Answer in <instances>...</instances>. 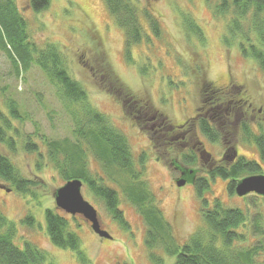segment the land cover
I'll return each instance as SVG.
<instances>
[{
	"label": "rangeland",
	"instance_id": "rangeland-1",
	"mask_svg": "<svg viewBox=\"0 0 264 264\" xmlns=\"http://www.w3.org/2000/svg\"><path fill=\"white\" fill-rule=\"evenodd\" d=\"M135 1L142 13L144 36L140 43L128 47L124 30L109 14L104 0H51L49 6L40 11L31 6L30 0H15L22 18L27 22L28 38L36 48L44 49L52 44L61 50L69 75L87 91L85 103L105 114L111 124L127 136L136 166L142 163L140 160L143 157L145 178L158 194L166 219L174 226L178 239L184 242L192 233L205 227L202 204L195 186L193 182H187L181 187L175 182V178H180L181 171L169 168L167 161L176 157V147L165 142V138L153 136L152 140L153 131L148 128L150 120L139 114L138 107L129 110L128 104L124 106L128 100L125 99V90L119 97L110 93L115 84L109 76H104L103 67L108 64L110 71L120 78L140 104L148 105V115L158 112L160 119L165 117L164 123L175 125L194 118L199 107L204 108L202 113H208L204 117L211 118L207 111L208 97L203 96L200 90L203 79L231 87L229 91L237 93L235 99L241 101V116L236 125L232 113L235 106H221L223 113H232L229 121L224 118L221 137L235 143L242 157L257 160L263 174L264 161L258 147L246 140L247 135L241 132L240 122L246 120L253 134H264V71L251 57L253 51L243 31L227 32L231 17L229 13L224 15L220 12V5L216 3L221 0ZM146 11L152 12L158 19L160 34L154 32ZM196 25L198 28L194 27ZM247 26L245 24L244 29ZM243 44L249 53L247 55L242 51ZM59 94L56 85L39 67L33 65L27 72L16 71L7 53L0 50V109L11 119L13 129L9 135L14 138V147L0 142V151L11 158L25 178L38 183L30 195H26L0 178V211L17 224L18 233L14 242L22 249H25L26 240L36 243L46 252L47 262L53 264H159L150 257L146 226L136 207L124 195L121 196L120 207L130 225L125 228L87 187L83 189V196L97 208L101 226L112 238L98 236L82 215L77 214L74 217L76 220H73L71 215L62 212L71 219L72 228L82 240L81 249L90 261L84 263L75 251L55 246L50 241L46 208L56 207L54 192L64 182L48 164L47 146L43 140L44 137L72 138L73 128L70 112L66 108L69 103ZM12 101L18 105L24 121L10 114ZM128 103H131L130 100ZM72 108L81 109V104L72 103ZM136 116H139L138 119ZM191 122L195 123L194 120ZM192 123L190 129L219 161L224 148L200 133L197 125L193 128ZM27 139L36 143L37 148L27 149ZM183 149L185 153L191 151ZM159 156L161 160L157 159ZM178 158L183 164L181 157ZM88 161L93 172H101V165L94 156L90 155ZM216 164L227 165V162L223 160ZM192 167L203 168L199 176L210 179L201 161ZM188 168L191 169L190 166ZM231 181L216 176L210 180L206 197L211 205L218 197L228 207L249 212L247 225L238 228V231L247 233L248 238L243 243L237 242V246L252 245L257 241L252 232L254 218L261 213L264 220V196L250 194L239 197L236 193L232 194L228 190ZM30 215L36 220L34 228L22 223ZM155 253L163 259L162 264H173V258L164 249L158 248Z\"/></svg>",
	"mask_w": 264,
	"mask_h": 264
},
{
	"label": "trees",
	"instance_id": "trees-1",
	"mask_svg": "<svg viewBox=\"0 0 264 264\" xmlns=\"http://www.w3.org/2000/svg\"><path fill=\"white\" fill-rule=\"evenodd\" d=\"M50 2L51 0H30L31 6L37 11L46 9ZM104 3L116 24L124 30L126 45L130 47L140 43L144 36V26L141 23L142 13L138 2L136 3L134 0H104ZM216 4L220 5L218 8L221 13L230 14L227 32L230 34L236 29L243 31L245 40L253 51L251 57L264 71V0H221ZM145 13L154 32L160 34L161 24L158 19L150 11ZM26 23L15 0H0V50L7 53L13 61L16 71L27 72L33 65L43 70L46 77L56 85L60 97L69 103L66 104V108L70 112L73 122L72 138L49 139L44 137L43 140L44 145L47 146L48 164L57 171L63 182L75 180V178L82 180L84 188L87 187L93 196L104 202L109 214L121 226L129 228L130 225L120 207L121 196L124 195L142 217L146 226V245L150 250V257L159 264L164 261L155 253L158 248L164 249L166 254L173 258V264H264V220L262 214L259 213L254 218L255 225L252 232L253 236L257 237L256 243L237 246V242L243 243L248 238L247 233L238 231V228L247 225L249 212L238 207H228L218 197L213 199L211 205L210 199L206 197L211 186L210 180L216 176L232 179L228 190L232 194L236 193L235 185L241 178L247 175L263 174L259 162L241 156L234 163L226 161L227 165H215L211 164L212 159L208 165L209 168L206 167L209 179L207 176H199L204 170L203 168L192 167L200 162L196 150L191 147L188 149L191 151L185 153L182 148V144L186 143L185 140L187 143L193 142V144L201 142L195 136L192 128L185 139L180 138L182 131L190 129L191 121L183 126L165 122L157 134L152 132V140H154L153 136L165 138L167 140L165 142H170V145L176 147L178 153L176 157L167 161V165L177 171L187 170L188 178L192 180L202 204L201 211L205 227L199 228L184 242L180 241L175 234L174 226L166 219L158 194L145 178L146 166L143 157L140 160L142 163L136 166L137 162L134 160L127 136L114 127L105 114L90 106L89 103H85L87 91L79 81L69 75L61 50L52 44L44 49L36 48L35 43L28 38L26 33ZM245 24L249 25L246 29H244ZM194 27L198 28L197 25ZM242 51L245 55L249 54L245 50L244 44ZM103 68L104 76H109L112 83L115 84L110 93L119 97L125 90L127 94L125 99L130 100L131 103H128L127 100L124 106L128 104L129 108L127 109L129 110L138 107L136 109L139 114H142L145 119L150 117L147 114L148 105L140 104L130 89L113 71H110L111 67L108 64H106V68ZM238 88L240 87L238 86ZM230 89L229 86H219L213 81H208L207 78L201 82L200 90L203 91V96L208 97L209 108L207 111L210 113L209 116L212 117L213 123L210 122V117L200 115V118L197 119V128L211 142L221 140L220 129L224 118L231 119L233 113L234 124L237 125L240 120L241 101L235 99L237 93L229 91ZM103 90L107 91L105 88ZM72 103L81 104V109H70ZM226 105L235 106L234 111L230 114L223 113L220 108ZM210 111L215 113L212 114ZM10 114L17 120H25V117L20 114L18 105L13 101L10 103ZM154 114L157 112L152 115ZM136 117L138 119L139 116ZM164 118L162 116L161 121ZM240 123L242 125L240 126L241 132L247 135L246 140L256 144L264 161V134H253L251 125L246 120ZM11 124V119L4 115L0 109V142L14 147V138L9 135V131L13 129ZM192 124L195 128V123ZM177 145L180 147L178 148ZM25 146L29 150L37 148V144L30 139L26 140ZM198 146L202 147V144L198 145L197 143ZM90 155L94 156L101 165V172L91 170L88 161ZM40 157L43 156L40 155ZM178 157H181L183 164L179 163ZM157 159L161 160V157L159 156ZM188 170H193V172L189 173ZM0 178L18 189L21 194L26 195H30L33 187L38 185L34 179L25 178L11 158L1 151ZM62 212L65 213L57 206L46 208L45 218L47 219L50 241L55 246L75 251L80 260L88 263L90 260L81 249L82 240L78 232L72 228L71 219ZM71 216L73 220H76L75 216ZM22 223H27L29 227L34 228L36 220L30 215L24 218ZM17 230L16 222L10 221L5 213L0 211V264H53L47 262L46 252L36 243L26 240L25 249L16 245L14 239L18 233ZM175 257H177L176 260Z\"/></svg>",
	"mask_w": 264,
	"mask_h": 264
},
{
	"label": "water",
	"instance_id": "water-1",
	"mask_svg": "<svg viewBox=\"0 0 264 264\" xmlns=\"http://www.w3.org/2000/svg\"><path fill=\"white\" fill-rule=\"evenodd\" d=\"M207 153V151H206ZM208 154L207 160H210V153ZM238 150L234 149V155L231 158L237 156ZM203 156V155H201ZM192 173L193 170H188ZM187 170H183L180 178H177L175 182L179 186L185 185L187 182H192L188 178ZM83 182L82 180L75 178V180H69L65 182L62 186H59L54 192V198L56 206L63 210L65 213L76 216V214L82 215L86 220L91 223V228L94 232L103 238H112L111 234L102 228L101 217H99V212L93 204L83 196ZM235 192L239 197H245L249 194H256L259 196H264V174L247 175L241 178L235 185Z\"/></svg>",
	"mask_w": 264,
	"mask_h": 264
},
{
	"label": "flooded vegetation",
	"instance_id": "flooded-vegetation-1",
	"mask_svg": "<svg viewBox=\"0 0 264 264\" xmlns=\"http://www.w3.org/2000/svg\"><path fill=\"white\" fill-rule=\"evenodd\" d=\"M202 109H204V108L199 107V109L197 110V113H196V115H195L194 118L186 119L185 121H183L179 125H182L183 126L185 124H188V123H190L191 120H194L195 121V125H197V122H198L197 119L200 118L199 116L200 115L205 116L206 114H208V113H206V111L204 113H202V111H201ZM147 119L150 120L149 121L150 124L148 125V128L150 130H152L154 132V134H157V132L159 130L158 127H160L164 123V120L161 121V119L158 118V112H157V114H154V115L148 117ZM226 120L229 121V119H226ZM210 122L213 123L212 117L210 119ZM190 131H191V129L190 130L187 129V130L182 131L180 133V138L185 139L188 136V134H189ZM177 139H179V138L177 137ZM185 142L186 143H183L182 144V148L184 147L185 149L188 150V149H190L192 147L193 149H195L196 152L199 154L200 161L203 160V164L206 167H208V165H209V163L211 162L212 159H213V162L211 164H215V162H221V161L223 162V160L224 161H229L231 163H234V162L238 161L240 159V157L242 156L241 153H240V151H239V148L237 147V145L235 143H233L232 141H229V140L225 139L224 137H221V140L218 142V143L221 144V147L224 148L223 149V152H222V155L219 158V161H218V159H214L211 153H210V155H211L210 156V160H207L206 159V158H208V154L207 153H209V152L207 151L206 148H204V142L202 140H201V142L200 141L197 142L198 145L199 144L200 145L202 144V147L201 146H198L197 147V143H194V144L193 143H189V142L187 143L186 140H185ZM235 148L238 150V154H237V156L233 160V158H231V157H232V155H234V149ZM206 151H207V153H206ZM201 155H203V156H201ZM210 168H212V167H210ZM182 172L183 171H181V175H182Z\"/></svg>",
	"mask_w": 264,
	"mask_h": 264
}]
</instances>
